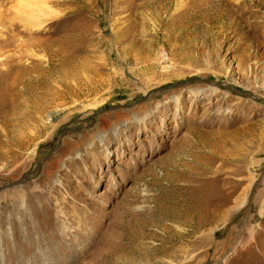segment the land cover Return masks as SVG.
Returning a JSON list of instances; mask_svg holds the SVG:
<instances>
[{"label": "rangeland", "instance_id": "1", "mask_svg": "<svg viewBox=\"0 0 264 264\" xmlns=\"http://www.w3.org/2000/svg\"><path fill=\"white\" fill-rule=\"evenodd\" d=\"M0 264H264V0H0Z\"/></svg>", "mask_w": 264, "mask_h": 264}, {"label": "bare ground", "instance_id": "2", "mask_svg": "<svg viewBox=\"0 0 264 264\" xmlns=\"http://www.w3.org/2000/svg\"><path fill=\"white\" fill-rule=\"evenodd\" d=\"M28 15L30 16V14H28ZM53 181H54V183H55L56 181H58V179L54 178V180H53ZM200 211H201V210H200Z\"/></svg>", "mask_w": 264, "mask_h": 264}]
</instances>
